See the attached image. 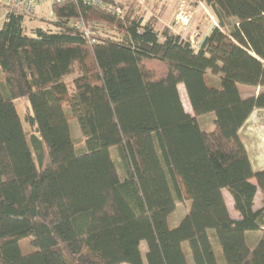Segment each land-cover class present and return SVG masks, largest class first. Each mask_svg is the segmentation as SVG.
I'll return each instance as SVG.
<instances>
[{
  "label": "trees",
  "instance_id": "trees-1",
  "mask_svg": "<svg viewBox=\"0 0 264 264\" xmlns=\"http://www.w3.org/2000/svg\"><path fill=\"white\" fill-rule=\"evenodd\" d=\"M203 1L216 23L198 47L191 33L168 26L160 33L154 18L142 22L129 8L112 16L81 1L54 4L52 30L29 28L19 12L4 21L0 264H188L183 241L193 264H219L211 234L222 264H264V168L253 169L239 135L250 114L264 109V0ZM79 16L95 42L71 26ZM207 72L219 75V87L206 84ZM71 73L70 86L64 78ZM239 84L262 90L243 97ZM19 98L29 102L31 144ZM208 114L209 131L197 120ZM183 200L187 212L169 227ZM27 236L34 250L22 253L18 241Z\"/></svg>",
  "mask_w": 264,
  "mask_h": 264
},
{
  "label": "rangeland",
  "instance_id": "rangeland-1",
  "mask_svg": "<svg viewBox=\"0 0 264 264\" xmlns=\"http://www.w3.org/2000/svg\"><path fill=\"white\" fill-rule=\"evenodd\" d=\"M122 5L124 11L131 10L133 16L142 17V22L147 19L151 20L154 18L156 23V29L161 33L167 26L177 33H180L182 36H185L186 33H191L190 40L194 41V45L196 47L199 46L201 40L204 38L206 33L212 28V26L216 23L214 14L211 12L210 8H208L203 0H116ZM196 2V3H195ZM196 4V6H195ZM43 6L40 4L38 10ZM166 9V10H164ZM172 13V19H169L170 11ZM163 12V13H162ZM160 13H162L160 15ZM38 14V11L37 13ZM46 19L43 21V28L53 29V25L50 23L52 19L49 16L48 12L44 10V15ZM156 18H155V17ZM232 24V19H230ZM3 17H0V28L3 24ZM224 31L226 29L223 28ZM76 73H71L67 75L64 79L71 86L72 80L76 76ZM205 82L208 86L219 87V75L211 74L207 72L205 74ZM238 88L243 97L256 95L259 91L262 90L261 87L256 86H248L244 84H239ZM179 95L181 101L183 103L184 109L187 111H191L189 101L187 99L185 89L182 84H178ZM15 105L23 124V129L29 144H31L30 137L34 133V129L26 122V116L29 111V102L27 98H19L15 100ZM192 114V111H191ZM70 132L72 135V139L74 141L75 147L77 151L83 152L84 147V137L82 135L81 130L79 129L78 123L74 117H70ZM198 122L202 127L211 128L213 126L212 115H204L202 117H198ZM240 138L246 147L247 154L251 160V164L254 170H259L264 168V109L257 108L255 109L243 127L239 131ZM33 158L36 163H38L37 158L35 156V152L33 150ZM111 154L117 164L119 172L123 171L121 167V163L119 157L117 155L116 148H111ZM254 182L255 180L252 179ZM222 194L224 196V201L227 206L229 213L232 216H236V212L233 207V201L228 193V191L223 190ZM255 208H259L261 206V194L257 192L255 195ZM189 207V201L183 200L182 202H177L174 210L168 216V225L169 227H174L178 224L180 219L185 215ZM256 234V235H255ZM259 233H252L248 235V240L250 241V245H252L256 241V237ZM211 242L213 244V248L215 251V255L217 256L219 264L223 263L221 256V248L218 242L216 241L213 234L210 235ZM31 237H23L18 243L22 253H29L34 250V247L30 243ZM182 248L187 257L188 264H193L192 257L189 250V242L183 241ZM145 241H141L140 243V251L142 257L144 259L145 253ZM124 264V263H123Z\"/></svg>",
  "mask_w": 264,
  "mask_h": 264
},
{
  "label": "built area",
  "instance_id": "built-area-1",
  "mask_svg": "<svg viewBox=\"0 0 264 264\" xmlns=\"http://www.w3.org/2000/svg\"><path fill=\"white\" fill-rule=\"evenodd\" d=\"M81 1L83 4L99 9L112 16H120L123 7L116 0H6V13L4 21L8 20L11 12H19L25 16V21L33 17L40 4L46 5L49 16L52 17V6L57 3L77 2ZM71 26L81 30L89 43L95 42V31L89 27L87 22L81 17H75L70 21Z\"/></svg>",
  "mask_w": 264,
  "mask_h": 264
},
{
  "label": "crops",
  "instance_id": "crops-1",
  "mask_svg": "<svg viewBox=\"0 0 264 264\" xmlns=\"http://www.w3.org/2000/svg\"><path fill=\"white\" fill-rule=\"evenodd\" d=\"M6 9H7V6H6V0H0V17L2 16L3 17V20H4V15H5V13H6ZM47 7H46V5H43V6H41V8L38 10V14H35L33 17H31L29 20H27L26 21V25L30 28L31 26H40V27H42L43 25H44V20L46 19V16H43L44 15V10H46L47 11ZM164 10H166V9H164ZM171 12H173L172 10L170 11V15H169V19H172L173 17H172V13ZM163 13V12H162ZM162 13H160V15L162 14ZM3 23H4V21H3ZM3 25V24H2ZM2 27V26H1ZM168 27H170V26H168ZM171 28V27H170ZM186 111V110H185ZM186 112H188L189 114H191V111H189V110H187ZM210 115V114H209ZM202 117V116H201ZM212 120H213V116H212ZM199 123V122H198ZM200 125V124H199ZM201 126V128H203V129H205V130H207V131H209V130H211L212 128H213V126L211 127V128H206V127H202V125H200ZM223 191V190H222ZM224 197V196H223ZM233 201V200H232ZM235 210V209H234ZM235 212L237 213L236 214V216H232L231 214V216L233 217V218H236V217H238V212L235 210ZM256 235V234H255Z\"/></svg>",
  "mask_w": 264,
  "mask_h": 264
}]
</instances>
